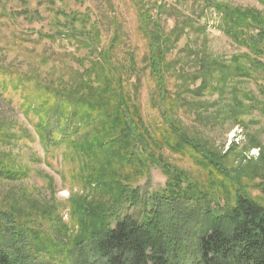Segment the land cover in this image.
<instances>
[{
  "label": "rangeland",
  "instance_id": "obj_1",
  "mask_svg": "<svg viewBox=\"0 0 264 264\" xmlns=\"http://www.w3.org/2000/svg\"><path fill=\"white\" fill-rule=\"evenodd\" d=\"M137 1L153 8L152 17L167 34L176 26L184 31L167 56V88L174 94L165 104L170 119L219 156L246 194L264 206V72L251 69L249 74L254 79L236 77L222 89L217 82L207 81L211 89L199 96L195 92L201 81L196 75V57L200 54L226 62L231 77L234 69L248 65L247 57H253L246 46L223 33L218 26L220 14L211 3L251 11L264 22L261 0H0V69H6L1 82L20 75L46 84L67 83L72 73L88 68L94 58L92 46L82 45L88 41L80 31L89 30L93 24L101 33L100 47L108 45L112 30L117 29L120 36L115 63L123 64L126 54L132 53L142 66L147 48L136 32L133 2ZM73 15H85L88 20L72 22L69 16ZM260 40L264 43L263 37ZM237 55L244 58L237 65L230 63ZM139 74L124 73V78H130L125 80L124 91L133 117L141 122V134L146 132L150 139L142 153L137 151L140 157L154 159L147 173L136 170L135 161L127 168L111 160L109 152L87 150L85 142L105 130H99L100 119L71 135L63 145L46 147L34 126L37 117H28L21 110L22 98L10 84L7 91H0V161L15 173L14 179L0 176V212L41 235L34 251L44 250L53 264H72L74 240L81 235L89 237L96 227L95 221L83 216L84 211L98 216L109 213L121 206L120 198L128 187L140 189L146 197L164 192L173 171L182 172L186 181L215 191L219 206L231 201L235 186L218 179L214 170L187 149L179 153L165 148L166 126L151 101L153 82L147 73ZM232 86L236 87L230 92ZM237 101L241 105H235ZM103 176L112 182L123 179L121 190L97 185ZM122 208V214L139 213L138 209ZM53 243L62 246L52 250Z\"/></svg>",
  "mask_w": 264,
  "mask_h": 264
},
{
  "label": "trees",
  "instance_id": "obj_2",
  "mask_svg": "<svg viewBox=\"0 0 264 264\" xmlns=\"http://www.w3.org/2000/svg\"><path fill=\"white\" fill-rule=\"evenodd\" d=\"M206 1L210 3V0ZM210 6L220 14L218 26L223 33L235 43L246 46L253 57L249 59L246 56L248 65L234 69L231 77L228 74L232 70L226 62L200 54L196 57L199 66L196 75L201 79L195 90L198 96L211 89L208 82H217L222 89L236 77L254 79L249 74L251 69L264 72V43L260 40V37L264 38V22L258 14L222 7L215 2ZM133 7L136 32L147 48L141 60L142 66L139 67L132 53L126 54L123 64L115 63L113 56L120 36L117 29L112 30L108 45L100 47L101 33L93 24L89 30L80 29L88 41L82 45H91L90 50H94V58L88 63V68L72 73L67 83L59 85L46 84L27 76L10 77V81L0 80V91H7L10 84L22 98L21 110L28 117H37L34 126L46 147L63 145L71 135L100 119L99 130H105L85 142L87 150L90 153L109 152L111 160L127 168L135 161L136 170L146 172L154 159L150 161L144 155L140 157L139 151L143 152L150 139L146 132L141 134V122L133 117L124 91L125 80L130 78L123 75L126 72L132 75L147 73L153 82L152 106L157 107L167 130L163 139L165 148L179 153L187 149L214 170L218 179L220 177L236 189L230 194L231 201L219 206L215 191L186 181L180 171L172 172L171 183L164 192L150 197L143 195L140 189L126 187L120 198V207L103 216L95 215L91 210L84 211L83 216L95 221L96 227L89 237L81 235L74 240L72 264H264V206L246 194L220 163L219 156L206 150L200 140L186 135L165 110V104H169L174 96L168 92L165 77L170 67L167 56L172 45L184 33L183 29L176 26L167 34L160 22L152 17L153 8L140 1L133 2ZM69 19L81 23L88 20L85 15H73ZM70 30L74 33L73 27ZM243 58V55L233 56L230 63L237 65ZM0 70V77H5L6 69ZM235 87L232 86L230 92ZM258 88L261 90L262 85L259 84ZM235 105L241 104L237 101ZM102 115L103 118L100 117ZM155 163L157 166L160 164L159 160ZM7 166L0 161V176L14 179L15 173ZM123 182L119 178L112 182L109 176H103L97 185L121 190ZM121 207L124 211L138 209L139 213L122 214ZM0 219L4 220L0 222V264H53L44 250L34 251L41 235L20 225L10 214L0 212ZM53 244L52 250L62 246Z\"/></svg>",
  "mask_w": 264,
  "mask_h": 264
}]
</instances>
